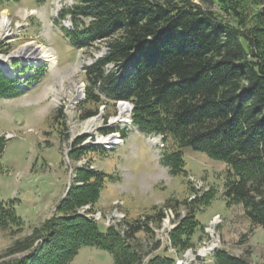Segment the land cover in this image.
<instances>
[{"label": "trees", "instance_id": "16d2710c", "mask_svg": "<svg viewBox=\"0 0 264 264\" xmlns=\"http://www.w3.org/2000/svg\"><path fill=\"white\" fill-rule=\"evenodd\" d=\"M18 1L0 0V10ZM197 1L77 0L63 12L74 24L64 34L75 50L107 40V53L86 68L88 102H131L133 125L146 135L163 136L166 150L161 162L173 175L187 174L185 147L226 164L227 204L241 205L248 219L264 229V0H256L253 23L243 11L245 0ZM110 64L115 69L108 71L105 66ZM43 71L38 67L29 80H39ZM21 85L19 76L9 78L0 67V98L21 95ZM95 114L87 110L83 118ZM85 152L86 148L77 153ZM108 176L102 170L78 168L76 183L55 214L7 251L27 252L26 256L4 264H69L82 247L109 253L113 264H174L167 254L143 262L136 237L142 232L153 238L149 222L159 223L162 208H154L144 221H127L124 236L113 227L101 230L78 213L82 206L97 202ZM86 191L90 195H84ZM209 198L170 204L175 210L186 207L170 235L177 250L194 246L195 212ZM22 226L14 202L0 203V228L15 227L13 233H18ZM36 241L39 245L32 249ZM213 261L250 264L221 249Z\"/></svg>", "mask_w": 264, "mask_h": 264}, {"label": "rangeland", "instance_id": "374dc122", "mask_svg": "<svg viewBox=\"0 0 264 264\" xmlns=\"http://www.w3.org/2000/svg\"><path fill=\"white\" fill-rule=\"evenodd\" d=\"M51 1L19 0L4 4L0 10V18L7 12L9 20L7 31L0 29V62L8 63L9 58L5 56L12 53L14 57L13 54L29 42L32 46L52 48L56 58L52 63L28 64L22 55L11 60L10 65L0 66L11 78L7 70L17 75V70L13 69L16 64L28 65L26 76L32 71L31 66L44 68L41 82L33 89L16 97L0 98V139L5 138L0 153V203L13 201L23 221L18 233H13L15 227L0 228V264L26 256L27 252L7 255V251L55 214L57 206L76 183L78 168L98 169L109 175L97 202L78 209V213L96 222L101 230L113 227L124 236L127 221H144L147 215H153L154 208L156 211L162 208L159 223L149 222L153 238L142 232L136 236L143 262L154 255L167 254L173 257L174 264L176 259L184 264H214L213 255L221 249L229 256L244 257L250 264H264V229L248 219L241 205H228L223 195L226 164L185 147L182 153L187 174L173 175L169 166L161 162L166 142L163 140L164 146L160 148L148 141L159 134L146 135L136 128L116 132L118 127L112 120L119 116L122 102L87 101L84 68L107 53V40L97 41L88 49L75 50L51 17ZM58 1L67 2L64 11L77 0H56L55 3ZM41 3L47 17L39 15ZM255 3L256 0L243 2V11L250 23L256 19L259 6ZM62 20L72 24L70 15ZM105 68L115 69L111 64ZM58 78H63L62 86ZM32 86L30 82L29 86L20 87ZM131 104L128 101L129 109ZM87 110L96 114L85 119L83 113ZM92 120L96 121L93 125ZM116 133L121 136L119 144H98V140ZM159 137L155 139L162 146ZM94 143L99 146L91 145ZM88 147L94 148L88 150ZM85 148L84 154L77 153ZM84 195H90L89 191ZM206 195L210 198L206 203H199L195 212L198 224L191 237L194 246L177 250L170 235L186 214V207L182 205L175 210L170 204L203 199ZM156 242L158 245L154 248ZM38 245L36 241L32 249ZM210 246L216 249L204 256L200 250ZM69 264H113V260L105 251L82 247Z\"/></svg>", "mask_w": 264, "mask_h": 264}, {"label": "bare ground", "instance_id": "6f19581e", "mask_svg": "<svg viewBox=\"0 0 264 264\" xmlns=\"http://www.w3.org/2000/svg\"><path fill=\"white\" fill-rule=\"evenodd\" d=\"M59 2L60 1L55 3V7H54V10H53V14H54L55 17H57L58 13L60 11H62L63 8L66 5H68L67 2L66 3H59ZM65 21H67V23ZM60 23H61V26L64 27L65 29H67V30H72L73 29L72 24H71V22L69 20H62V21H60ZM8 27H9V20L7 18V12L6 13L3 12L2 15H1V18H0V29L4 30L6 32ZM32 45H33L32 42L26 43L25 45H23L20 48L19 51L14 53L13 56L14 57H20V56L23 55L25 57V61H27L28 64H30L31 62L38 63L39 61H43V62H46V63L54 62V60H55L54 52H53V50L51 48L44 47L43 45H37V46H32ZM85 68H84V72H86ZM7 72L12 77L14 75H16V73L12 72V70H10V71L7 70ZM58 83H59L60 86H62L63 78H58ZM77 92H79V90H77ZM118 102H122V104L120 105V108H119L120 113H119V116H117L116 118H113L112 121L117 124L116 126H118L121 129H123V128L129 127L131 125V117H130V115H131L132 108L130 107L131 109H129V107L127 105L128 101H118ZM94 122L96 123V121L92 120L90 122V124L93 125ZM116 139H118V140L121 139L120 133H116L115 135L111 136L110 138H108V137L107 138H102L101 140H98V144L99 145H106V146L107 145H112V144L113 145L119 144L121 141L119 140L118 142H116ZM161 139H162V136L159 137L160 141H161ZM215 249H216L215 246H210L208 249H204V250H200V251H201V253H203V255L205 253L208 255L212 251H214Z\"/></svg>", "mask_w": 264, "mask_h": 264}, {"label": "crops", "instance_id": "0c3cea01", "mask_svg": "<svg viewBox=\"0 0 264 264\" xmlns=\"http://www.w3.org/2000/svg\"><path fill=\"white\" fill-rule=\"evenodd\" d=\"M40 8H39V15H40V17H44V16H46L47 17V15H46V11H45V6H44V3H41L40 4V6H39ZM38 9V8H37ZM44 11V12H43ZM51 12V11H50ZM43 15V16H42Z\"/></svg>", "mask_w": 264, "mask_h": 264}, {"label": "water", "instance_id": "95a60500", "mask_svg": "<svg viewBox=\"0 0 264 264\" xmlns=\"http://www.w3.org/2000/svg\"><path fill=\"white\" fill-rule=\"evenodd\" d=\"M5 57H6L7 59L9 58V61L15 59V57H12V53H11V54H8V55L5 56ZM5 62H6V61H1V62H0V65H4V64H6ZM93 145H95L96 147L99 146L98 144H95V143H94Z\"/></svg>", "mask_w": 264, "mask_h": 264}, {"label": "built area", "instance_id": "2783aa9c", "mask_svg": "<svg viewBox=\"0 0 264 264\" xmlns=\"http://www.w3.org/2000/svg\"><path fill=\"white\" fill-rule=\"evenodd\" d=\"M130 107H132L133 108V105H130ZM6 137H8V138H10L9 137V135H7ZM205 256V255H204ZM175 264H184L183 262H181V260L180 259H176V261H175Z\"/></svg>", "mask_w": 264, "mask_h": 264}]
</instances>
